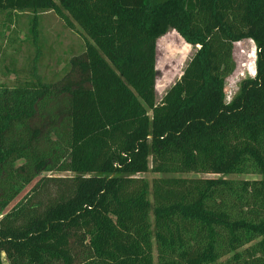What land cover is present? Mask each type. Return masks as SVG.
<instances>
[{
	"label": "trees",
	"instance_id": "1",
	"mask_svg": "<svg viewBox=\"0 0 264 264\" xmlns=\"http://www.w3.org/2000/svg\"><path fill=\"white\" fill-rule=\"evenodd\" d=\"M1 11L31 12L34 36L52 11L84 48L53 82L0 84V264H264V0H0ZM169 30L195 51L156 100ZM242 39L255 73L226 102Z\"/></svg>",
	"mask_w": 264,
	"mask_h": 264
},
{
	"label": "rangeland",
	"instance_id": "2",
	"mask_svg": "<svg viewBox=\"0 0 264 264\" xmlns=\"http://www.w3.org/2000/svg\"><path fill=\"white\" fill-rule=\"evenodd\" d=\"M32 16L28 11H16L8 18L5 11L0 12V84L13 86L36 77L42 82H53L66 70L69 57L84 48L83 36L67 28L52 11L37 13L34 36ZM194 51L195 47L185 43L174 30L157 40L156 100L180 76ZM255 60L256 47L251 39L233 44L232 69L223 80L226 102L233 98L242 80L254 76ZM48 175L62 177L68 173L50 172ZM138 176L150 181L153 175L148 171ZM232 177L261 178L260 175ZM154 258L156 260L155 252Z\"/></svg>",
	"mask_w": 264,
	"mask_h": 264
}]
</instances>
